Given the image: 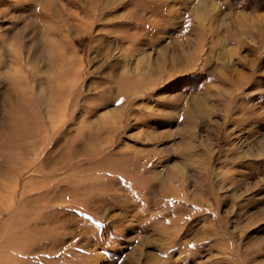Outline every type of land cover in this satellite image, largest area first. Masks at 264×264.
I'll return each instance as SVG.
<instances>
[{
  "label": "rangeland",
  "instance_id": "1",
  "mask_svg": "<svg viewBox=\"0 0 264 264\" xmlns=\"http://www.w3.org/2000/svg\"><path fill=\"white\" fill-rule=\"evenodd\" d=\"M0 264H264V0H0Z\"/></svg>",
  "mask_w": 264,
  "mask_h": 264
}]
</instances>
